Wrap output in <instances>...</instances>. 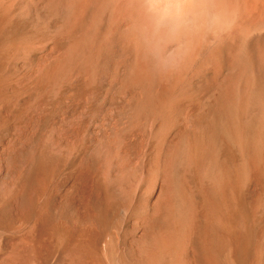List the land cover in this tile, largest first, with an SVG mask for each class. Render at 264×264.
Instances as JSON below:
<instances>
[{
  "label": "bare ground",
  "instance_id": "obj_1",
  "mask_svg": "<svg viewBox=\"0 0 264 264\" xmlns=\"http://www.w3.org/2000/svg\"><path fill=\"white\" fill-rule=\"evenodd\" d=\"M222 10L229 26L176 41L156 0H0L9 150L61 126L0 175V264H264V0ZM84 142L72 176H45Z\"/></svg>",
  "mask_w": 264,
  "mask_h": 264
},
{
  "label": "rangeland",
  "instance_id": "obj_2",
  "mask_svg": "<svg viewBox=\"0 0 264 264\" xmlns=\"http://www.w3.org/2000/svg\"><path fill=\"white\" fill-rule=\"evenodd\" d=\"M16 30L17 31L22 30L26 33L27 32L29 33V31L26 28L25 29L24 27L21 28V26H17ZM51 38L53 40H51ZM12 40L15 42H21V39L17 37V35H14ZM50 41L51 42L54 41V38L53 36H51V34L50 35L49 34L33 35L27 42V45L29 46L31 54H34V53H37L39 50L48 46L51 43ZM20 65H21L20 60H18L14 56L7 59L5 66L3 67L2 73L0 75V103L9 102L11 96L13 95L14 91H12V89L15 90V88L11 86L13 85L14 80L20 75V71H21ZM68 92L66 91L63 92L62 99L63 98L66 99L68 95L72 93V92H69V93ZM9 111H11V109ZM57 112L63 114L64 110L59 108L57 109ZM5 113L6 111L0 110V122L2 123V124L0 123V175L4 176L5 179L7 180L8 179L11 180L13 176L15 175V172L18 170H21L24 167V162H25L27 153L32 148L36 149L37 147H40V144L46 134L45 132H49L53 129H57L58 127H61V126H58L56 120H54L53 118V115H51L46 120L40 123V125L38 126L39 130L37 129L38 130L36 131L37 134L35 133L34 135L35 138L34 137L32 138L33 141L31 145L25 148L26 150L24 149L23 151H19L18 154H14L12 151L9 150L10 145L14 139L15 130L18 127L23 126V123L22 121H20L19 118H16V117L8 118ZM60 131L62 133L64 132L63 135L71 139H73V137L79 134V130L73 129V128H63V130H60ZM8 145H9V148H8ZM88 148H89L88 143L84 142L81 145V148L75 150L74 152L70 154L63 153V155L61 156L58 162H56L53 166H50L46 169L45 176L47 178L52 176V177H57L61 179H66L72 176L78 170L79 166L82 165L83 161L85 160V156H86V152ZM127 257H128V259H126L127 264H133V262L135 264V261H136L135 255L132 256L130 254Z\"/></svg>",
  "mask_w": 264,
  "mask_h": 264
},
{
  "label": "clouds",
  "instance_id": "obj_3",
  "mask_svg": "<svg viewBox=\"0 0 264 264\" xmlns=\"http://www.w3.org/2000/svg\"><path fill=\"white\" fill-rule=\"evenodd\" d=\"M156 25L163 27L170 40L179 41L203 30L229 26L222 10L224 0H156ZM188 41L180 47H185Z\"/></svg>",
  "mask_w": 264,
  "mask_h": 264
}]
</instances>
